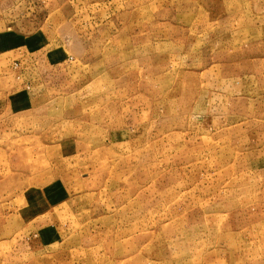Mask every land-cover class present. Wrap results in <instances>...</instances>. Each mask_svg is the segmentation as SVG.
<instances>
[{
    "label": "rangeland",
    "instance_id": "obj_1",
    "mask_svg": "<svg viewBox=\"0 0 264 264\" xmlns=\"http://www.w3.org/2000/svg\"><path fill=\"white\" fill-rule=\"evenodd\" d=\"M45 1L70 27L0 98V264H264V0Z\"/></svg>",
    "mask_w": 264,
    "mask_h": 264
},
{
    "label": "crops",
    "instance_id": "obj_2",
    "mask_svg": "<svg viewBox=\"0 0 264 264\" xmlns=\"http://www.w3.org/2000/svg\"><path fill=\"white\" fill-rule=\"evenodd\" d=\"M46 7L44 0H0V98L14 95L18 85L27 90L24 95L35 91H31V80L40 77L45 57L52 56L45 51L49 37L42 27H70L47 20L53 3ZM58 12L60 16L66 14L65 8ZM7 81H11L14 91L4 89Z\"/></svg>",
    "mask_w": 264,
    "mask_h": 264
}]
</instances>
